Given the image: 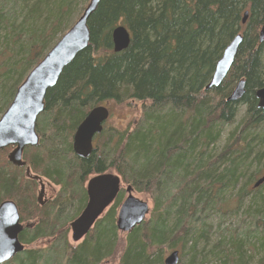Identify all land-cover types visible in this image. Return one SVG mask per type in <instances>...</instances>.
<instances>
[{"label": "trees", "instance_id": "trees-1", "mask_svg": "<svg viewBox=\"0 0 264 264\" xmlns=\"http://www.w3.org/2000/svg\"><path fill=\"white\" fill-rule=\"evenodd\" d=\"M73 1L0 0V115L23 71L40 61L49 39L61 31ZM263 22L264 0H100L88 20V47L46 92L36 124L39 145L24 150V167L7 161L10 148L0 151V201H15L22 217L33 221L19 240L25 247L47 244L42 250L24 248L4 264H163L165 251L182 252L187 244L191 258L183 262L181 255L179 264H203L205 257L196 259L193 251L206 240L207 214H234L244 198L255 227L244 238L232 231L209 257L217 264H246V252L255 247L251 233L264 248V183L253 187L264 175V113L254 96L264 87V41L258 40ZM119 24L129 30L130 42L116 53L111 32ZM238 33L243 39L230 71L218 87L205 91ZM241 79L243 96L227 101ZM101 103H137L140 116L119 130L106 122L90 156L79 159L72 135ZM25 168L59 186L47 204L37 203ZM108 170L151 200L149 215L125 234L120 248L115 217L122 188L84 238L70 243L66 233L85 205L86 179ZM240 183L236 207L225 211L223 196ZM258 264H264V255Z\"/></svg>", "mask_w": 264, "mask_h": 264}, {"label": "water", "instance_id": "water-1", "mask_svg": "<svg viewBox=\"0 0 264 264\" xmlns=\"http://www.w3.org/2000/svg\"><path fill=\"white\" fill-rule=\"evenodd\" d=\"M100 0H89L82 13L73 25L59 38V40L45 53L42 59L27 73L24 80L17 87L9 106L0 116V150L13 146L8 152L7 160L12 165L22 167V159L26 147H36L39 144V134L36 130L37 118L45 109L46 92L53 88L62 71L76 56L85 50L90 41L88 20L96 10ZM248 11L243 13L242 24L246 23ZM243 39L237 34L224 48L217 60L212 76L204 90L209 91L218 87L230 71L238 47ZM113 50L121 52L130 42V32L122 24L116 25L111 32ZM258 40L264 41V22L258 31ZM245 92V81L239 80L232 89L227 101L239 100ZM257 108L264 113V87L255 90ZM109 116L108 109L102 105L94 106L79 123L72 136V151L80 157L86 158L92 152V140L102 131L103 123ZM264 183V176L258 178L253 187ZM121 180L113 173H103L90 178L86 185L87 203L79 216L69 224L71 241L78 243L92 228L104 210L113 202L120 190ZM126 197L120 203L117 211L115 227L120 233H128L142 224L149 213V205L133 194V188H125ZM40 192L37 200L41 201ZM16 204L11 200L0 203V264L12 259L22 252L24 244L19 240L22 225ZM178 250H173L163 258V264H179Z\"/></svg>", "mask_w": 264, "mask_h": 264}, {"label": "rangeland", "instance_id": "rangeland-1", "mask_svg": "<svg viewBox=\"0 0 264 264\" xmlns=\"http://www.w3.org/2000/svg\"><path fill=\"white\" fill-rule=\"evenodd\" d=\"M88 1L85 2L84 0H75V1L72 2L73 9L67 14L66 18L64 19V22L62 23V25L60 27L61 31L57 32L53 37H51L49 39L50 43L48 42V44H49L48 50L59 40V38L62 36L61 35L62 32L63 31L66 32V30L69 29L73 25V23L78 19V17L82 13V11H83L84 7L86 6V4L88 3ZM83 5H84V7H83ZM40 23L41 22H39V23L36 22L34 24H40ZM0 42H1V40H0ZM32 64H34V65L31 68L23 71V79H22V81L26 77L27 73L37 63L33 62ZM21 82H20V84H21ZM9 104H8V106H9ZM139 105L140 104H137V103H130L129 105L125 104V105H113V106H111V104L108 103L107 106H108V108L110 110V117H109L107 123L112 125V126H114L118 130L119 129H124L127 126L131 127L132 124L136 120H138V118L140 116V112L137 110L138 109L137 107ZM111 108H112V110H111ZM243 113H244V107L241 106L239 108L238 115L236 116V122L241 119ZM235 124L236 123H234L233 126H235ZM224 136L225 135L222 136L221 142L219 143L220 145L219 144H218L219 146L216 145L217 149L222 145V141L224 140ZM8 148H10V146L7 147V148H4V149H8ZM31 148H33V147H31ZM4 149H2V150H4ZM253 168H254V166H251L249 172L247 173V176L251 173ZM108 172H112V171L108 170ZM243 180L244 179H242L240 181L242 182ZM252 182H254V180H252ZM43 183H44V190H45L44 198H45V200L47 199V202H48L57 193L58 187L55 186L54 184L50 183L46 179H43ZM241 186L242 185L240 183L239 185L236 186V188L233 189L232 192L227 193L226 195L223 196V199H224V201L227 204V208H225V211H228V210L230 211L231 209L233 211L234 208L236 207L235 194L241 188ZM123 187L125 188V186H123ZM133 194L136 197H138V198H140L142 200H146L148 205H149V208L152 209L151 200L147 196L139 194L137 192H133ZM125 195H126L125 191L123 190V198L125 197ZM229 202H231L230 203L231 206L229 205ZM248 204H249L248 199L244 198L242 200L241 204L239 205L238 210L235 211L234 214H224V215H222V211H220V212H214L213 211V212L207 214V217L205 218V222H206L209 230H208V233L206 234V240L199 241L197 249L193 251L196 254V259H200L202 257H205V260H204L203 264H217L216 260H212V258L209 257V253H210V251L212 249H216L214 247H216V245L218 244V242L220 240H225L224 245H226V242L228 240H230V238L232 236V231H234V230H235V233L238 234L239 237H241V238L242 237L244 238V237L247 236V230L253 229V226H254V219H252L251 217L246 215ZM107 210H108V208L104 211V213H106ZM117 210H118V208H117ZM104 213H103V215H104ZM116 215H117V213H116ZM117 233H118V236H119L118 237L119 247L122 248L123 243H124L125 234L124 233H120V232H117ZM253 234L254 233L250 234L249 242L250 243H254L255 247L253 248L254 249L253 251H247L246 252V257H247V259H246L247 263L246 264H258L259 260L264 255V248L262 246H260V243H258L257 241H255L252 238ZM66 239L70 243H73L71 241V238H70V230H69L68 233H66ZM202 241H204V242H202ZM73 244H76V243H73ZM244 244H246V243H244ZM46 245L47 244L44 242V243H41L39 245L35 244L34 246L27 245L25 248L26 249L42 250V249L45 248ZM189 246H190V244H187L182 252H180L179 251L180 249H178L179 256L181 257V255H182L183 262H187L191 258L192 252L189 250ZM170 251L171 250L165 251L162 254V261H163V258ZM103 264H114V263H112V261H110V262H105Z\"/></svg>", "mask_w": 264, "mask_h": 264}, {"label": "flooded vegetation", "instance_id": "flooded-vegetation-1", "mask_svg": "<svg viewBox=\"0 0 264 264\" xmlns=\"http://www.w3.org/2000/svg\"><path fill=\"white\" fill-rule=\"evenodd\" d=\"M86 116V115H85ZM106 124V122L103 124V126ZM75 132V131H74ZM74 134V133H73ZM98 135V134H97ZM73 136V135H72ZM96 136V135H95ZM95 136L93 137V140H92V147H93V149L95 148V145H96V141H95ZM27 148V147H26ZM25 148V149H26ZM71 148H72V138H71ZM13 149V146H10V149L8 150V152L9 151H11ZM24 149V150H25ZM93 149H92V151H93ZM23 153H24V151H23ZM92 153V152H91ZM74 154V153H73ZM75 155V154H74ZM76 156V155H75ZM90 156V155H89ZM88 156V157H89ZM76 157H78V156H76ZM79 159H80V157H78ZM87 158V157H86ZM22 159H23V154H22ZM24 160V159H23ZM25 161V160H24ZM11 164V163H10ZM12 165V164H11ZM22 167H24V166H22ZM103 173H109L108 171H106V172H103ZM103 173H98V174H95V175H99V174H103ZM95 175H92V176H89L87 179H86V181H85V183H84V190H85V195H86V202H85V205H86V203H87V200H88V197H87V193H86V185H87V182H88V180L90 179V178H92L93 176H95ZM24 177L26 178V179H32V181H34V192H35V198H36V201H37V203L39 204V202H38V200H37V197H38V195H39V193L41 192L42 193V198H41V201L44 203L43 205H45V204H47L50 200H52L53 199V197L47 202V199L45 200V198H44V193H45V190H44V183H43V179H46L47 181H49L50 183H52L50 180H48L46 177H44V176H41V175H38V174H36V173H33L31 170H29V168H25V170H24ZM52 184H54V183H52ZM55 186H57L58 187V190H57V193H58V191H59V186L58 185H56V184H54ZM56 193V194H57ZM55 194V195H56ZM54 195V196H55ZM7 200V199H6ZM0 202H2V201H0ZM15 202V201H14ZM15 204H16V202H15ZM40 206H43V205H41V204H39ZM85 205L82 207V209L80 210V212L78 213V215L75 217V218H77L78 216H79V214L81 213V211L83 210V208L85 207ZM16 206H17V209H18V213H19V217H20V224L22 225V229H21V232H23L24 230H28L29 228H31L32 226H33V224H31L33 221H32V219H30V218H25V217H22V215H21V212H20V209H19V207H18V205L16 204ZM103 215V214H102ZM74 218V219H75ZM73 219V220H74ZM72 220V221H73ZM71 223V222H70ZM70 228V227H69ZM20 232V233H21ZM20 233H19V235H20ZM19 235H18V237H19ZM70 238H71V231H70ZM25 248V247H24ZM24 250V249H23ZM19 253H21V252H19ZM19 253H17V254H19ZM16 254V255H17Z\"/></svg>", "mask_w": 264, "mask_h": 264}, {"label": "bare ground", "instance_id": "bare-ground-1", "mask_svg": "<svg viewBox=\"0 0 264 264\" xmlns=\"http://www.w3.org/2000/svg\"><path fill=\"white\" fill-rule=\"evenodd\" d=\"M179 253V252H178Z\"/></svg>", "mask_w": 264, "mask_h": 264}]
</instances>
